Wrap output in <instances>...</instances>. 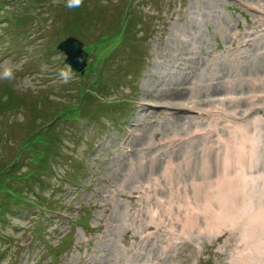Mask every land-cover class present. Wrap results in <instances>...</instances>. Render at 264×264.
Segmentation results:
<instances>
[{
    "label": "rangeland",
    "instance_id": "obj_1",
    "mask_svg": "<svg viewBox=\"0 0 264 264\" xmlns=\"http://www.w3.org/2000/svg\"><path fill=\"white\" fill-rule=\"evenodd\" d=\"M244 33L250 45L239 62L264 51V0H83L78 9L0 0V64L25 61L14 80L0 81V171L14 165L0 181L20 193L15 204L0 191V264H264L262 183L209 196L206 214L193 209L191 193L138 189L165 164L140 168L135 136L155 147L175 134L160 96L174 76L187 82L200 69L202 81L212 68L237 67ZM69 36L91 53L84 73L63 84L58 69L69 66L57 45ZM244 73L264 77L263 69ZM250 84L219 88L215 99L232 102L207 108L233 118L199 116L200 129L220 123L214 137H194L218 143L213 171L264 176V86ZM239 89L250 99L235 100ZM136 120L145 128L136 131ZM155 151L146 149V160ZM148 216L161 224L148 225Z\"/></svg>",
    "mask_w": 264,
    "mask_h": 264
},
{
    "label": "bare ground",
    "instance_id": "obj_2",
    "mask_svg": "<svg viewBox=\"0 0 264 264\" xmlns=\"http://www.w3.org/2000/svg\"><path fill=\"white\" fill-rule=\"evenodd\" d=\"M244 34H246L245 37L238 43L237 57L233 59L234 63L238 61L237 67L232 66L229 68L226 63V65L224 64L219 68H212L211 78L202 81L195 80L199 79V74L201 73L200 69H198V75H194V78L187 82L185 80H179L177 76H174L173 84L168 94L160 96L161 98H165L160 100L158 104L166 108L167 114L169 115L167 120L170 122L168 125H170V128L174 129L175 134L169 141H165L164 139L160 140L163 142H158L155 147L144 144V139L146 138L145 133L140 134L139 137L135 136L134 142L139 148V153L143 156L140 162V168L145 167L148 172L153 173L158 171L162 164H165L162 166V172L158 175H151L155 177L149 179V183L145 184V186L140 187V185L138 188L139 190L143 189L151 193L165 191L169 194L178 193L183 195L191 193L193 196V209H201V211H203L202 214H206L212 205V201L208 200L209 196L213 198L216 194L245 191L252 187L250 182L253 183L255 181L262 183V187L264 188L263 175L251 176V173L244 169L230 173L227 167H223L221 171L219 169L213 171L211 165V152L218 151V143L202 144L199 140L204 141L205 138H194L201 134H213L212 137H214L219 129L218 125L220 123L208 124L206 128L200 129L202 121L199 116L206 113L217 114L216 121L220 118L221 120H226L228 117L230 119L233 118V113H228L225 109L218 108L216 109L217 111H212L210 110L211 108L209 110L207 109L214 103L223 106V104L232 102V98L215 99L218 91H220L219 88L231 86L237 89V84L241 82H250L252 83L250 86H264V77L262 75L246 77L247 75L244 73L256 69L264 70V51L261 53L256 52L253 59L251 58L247 62H239V58H241L246 52L245 49L250 45V41L247 39L250 37L248 35L249 33ZM189 36H191V34H189ZM226 37L227 39L230 38V34L226 33ZM259 41L260 40H252V46H257L258 43L255 42ZM174 67L176 73H178V66ZM237 93L241 95L240 98H235L237 101L240 99H250V96H247L241 89H239ZM138 121L139 120H136L135 123L137 125H134L136 131H138L140 127L145 128L144 124L140 125L137 123ZM134 131H132V134ZM240 131L243 132V139L245 140L247 138V129L242 128ZM230 137L231 135L225 140L224 144H226V148L224 154L219 155V153H215L218 159H222L224 155H226ZM176 141L178 142L176 143ZM162 148L163 150H161ZM146 149L148 151L156 150L155 154L149 160H146L144 157V151ZM129 152L134 154L131 145ZM144 160H146L145 163ZM198 162L201 163L200 167L197 165ZM132 187L135 188L134 186ZM120 188V185L115 187V189L119 191ZM157 202L162 209V201L158 200ZM197 218H194V220L196 221ZM185 221H188V219ZM146 223L148 225H157V227L161 224L159 218L154 220L150 218V216H148V221Z\"/></svg>",
    "mask_w": 264,
    "mask_h": 264
},
{
    "label": "clouds",
    "instance_id": "obj_3",
    "mask_svg": "<svg viewBox=\"0 0 264 264\" xmlns=\"http://www.w3.org/2000/svg\"><path fill=\"white\" fill-rule=\"evenodd\" d=\"M83 0H65V7L68 9H78L82 6ZM25 61H20L19 63H12L11 61H6L0 64V81H12L15 79V73L21 71ZM58 76L60 82L63 84H69L74 78V72L71 67H65L58 69ZM25 88H34L35 85L31 78H26L23 82ZM17 119L23 122L24 117L22 115L18 116Z\"/></svg>",
    "mask_w": 264,
    "mask_h": 264
},
{
    "label": "water",
    "instance_id": "obj_4",
    "mask_svg": "<svg viewBox=\"0 0 264 264\" xmlns=\"http://www.w3.org/2000/svg\"><path fill=\"white\" fill-rule=\"evenodd\" d=\"M57 48L66 54L65 63L71 67L72 71L83 74L87 59V53L83 50V43L76 38L69 37L60 42Z\"/></svg>",
    "mask_w": 264,
    "mask_h": 264
},
{
    "label": "trees",
    "instance_id": "obj_5",
    "mask_svg": "<svg viewBox=\"0 0 264 264\" xmlns=\"http://www.w3.org/2000/svg\"><path fill=\"white\" fill-rule=\"evenodd\" d=\"M128 27H130L129 26V24H128ZM122 31L120 30V33H121ZM88 52H90V51H88ZM91 53V52H90ZM25 148H27V146H25ZM44 164L45 165H47V161L45 160L44 161ZM5 171V169H2L1 171H0V177H6L7 176V174H9V173H7V172H4ZM7 173V174H6ZM6 174V175H5ZM30 178H33V176H31L30 175ZM34 178H35V180L37 179L36 178V176H34ZM34 180V181H35ZM36 182V181H35ZM38 179H37V184H38ZM39 183H42V181L40 180V182ZM0 191H3V192H5V193H7V197H9L12 201H13V203H15V204H18L17 203V201H18V199L20 198V193L19 192H17V191H15V190H11L10 188H9V184L6 186V187H4L3 186V184L1 183V181H0ZM8 191H10L11 193H10V195H8Z\"/></svg>",
    "mask_w": 264,
    "mask_h": 264
}]
</instances>
